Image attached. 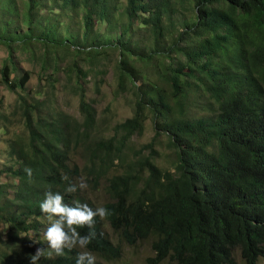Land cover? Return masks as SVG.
<instances>
[{
    "label": "trees",
    "instance_id": "trees-1",
    "mask_svg": "<svg viewBox=\"0 0 264 264\" xmlns=\"http://www.w3.org/2000/svg\"><path fill=\"white\" fill-rule=\"evenodd\" d=\"M43 1L48 0H26L21 19L25 29L14 34L2 16L7 12L14 22L13 14L20 15L17 0H0V42L20 43L25 51L30 50L26 45L37 41L46 48L56 46L69 53L74 45L78 46L77 55L82 53L80 46L97 51L116 46L123 92L128 82L147 83L130 63L148 66L159 62L161 53L164 60L171 61L162 75L169 90L150 85L139 89L135 117L116 128L123 138L101 140L87 168L96 174L97 183L116 165L115 160L121 159L129 142L145 131L146 111L151 109L156 118V139L166 134L169 147L175 150L176 169L165 171L156 164V139L145 145L140 155L147 150L151 154L141 160L140 172L110 180L113 201L104 206L111 213L105 220L130 245L156 237L154 256L147 264H237L235 251L240 252L245 264H259L264 259V0H126L125 5L121 0H50L54 6L48 8L50 16L38 19L45 7ZM180 3L188 4L193 18L184 22V30L167 47L162 40L171 34L169 28L175 31L173 15ZM82 11V37L62 36L60 17ZM136 22L140 30L151 35L152 45L142 51L128 42L136 33ZM96 26H105L107 32H99ZM65 31L69 33L67 28ZM185 40L187 47L180 45ZM9 46L10 66L1 71L3 84L11 92L24 91L30 74L11 80L17 67L14 46ZM44 56L48 66L60 60L49 50ZM77 73L83 76L78 69ZM199 91L206 92L204 96L209 95L217 109H212L211 117L192 119L187 117L186 107L190 97L200 96ZM22 105L29 144L12 146L19 167L11 174L18 184L12 200L2 203L0 197V221H9L10 230L19 232H15L11 247L8 242L0 246V264H30L29 254L38 246L28 232L39 231L42 224L37 218L48 219L40 210V202L49 188L60 192L66 204L78 200L96 208L75 193H66L65 188L81 173L69 162L70 144L90 136L97 111L82 92L80 110L85 123L72 126L64 116L53 125L42 124L45 131L41 133L33 121L38 107ZM27 168L32 170L31 177ZM2 193L0 190V196ZM32 217H36L35 222L27 224ZM94 227L97 237L86 249L109 260L120 259L123 249L106 234L104 220L96 217ZM78 231L84 235L89 228ZM78 252L77 248L65 249L63 256L42 258L38 264H76Z\"/></svg>",
    "mask_w": 264,
    "mask_h": 264
},
{
    "label": "rangeland",
    "instance_id": "rangeland-1",
    "mask_svg": "<svg viewBox=\"0 0 264 264\" xmlns=\"http://www.w3.org/2000/svg\"><path fill=\"white\" fill-rule=\"evenodd\" d=\"M43 2L45 7L39 13L38 19L48 18L50 16L48 8L54 9L50 0ZM121 4L125 5L126 0H121ZM16 5L20 15L13 14L14 22L11 21V16L7 12L2 16L5 24L11 28L14 34L18 31L23 32L25 29L24 24L21 23V19L22 14L26 10V0H17ZM187 9L188 4H178L177 12L173 15L175 31L169 28L172 31L171 34L166 35V39L162 40L166 43L164 45L167 47L174 41L177 34L184 30V22L192 20L193 15ZM55 15L59 16L60 12H57ZM83 15L82 11L78 14H68L67 17L59 16L60 21L63 23L60 28V31L63 33L62 36L70 37V34H73L77 39L82 37L85 32ZM64 27L69 30V33H66ZM96 29L102 33L107 32L105 26H96ZM135 29L136 33L131 35L132 40L128 42L134 45L137 44L138 51L145 50L147 46H151L152 41L149 39L151 35L146 31L140 30L137 22L135 23ZM114 34L118 36L120 33ZM141 35H145L148 39H143ZM186 43L187 40L183 43L181 42L180 45L187 47L188 43ZM9 44L14 46L13 58L17 67V72L13 73L11 80L17 79L25 73L30 74V81L25 86L24 91L17 90L16 92H11L3 84L1 71L6 65L10 66ZM9 44L4 41L0 42V190L3 191L0 197L2 198V203L5 199L12 200L15 193L14 187L18 184V180L11 174L12 169L19 167L17 158L12 155V146L18 147L24 145L28 147L29 144V131L26 126L22 104L27 103L30 106L38 107L37 112L33 113V121L37 125L39 124L40 132L44 133V125L58 123L57 121L60 118L64 119V116H67L68 122L72 126L75 122L78 124L85 123V118L80 110V94L83 92L88 104L97 111V119L95 126L89 133V137L81 138L78 141L73 140L70 144L68 152L69 162L72 168L78 166L81 169V173L79 176H76L74 183L78 185L83 181L87 184L85 189H78L75 193L76 196L84 199L86 202L92 203L96 207H104L113 201L109 192L110 180L116 176H123L129 173L138 174L141 168V160L151 154V151L147 150L140 155V150L156 139V118L154 113L151 112V109H147L145 131L140 135H136L129 142L124 153L120 154L121 159L115 160L116 165L111 166L109 171H105L97 183L95 179L96 174L91 173L87 168L94 161V149L101 140H112L115 137L121 140L123 138L124 134L117 131L116 128L119 124L135 117L137 102L140 100L141 95L139 89H143L145 85H150L152 87L159 86L160 89L164 88L166 91L169 90L166 80L162 75L166 71V65L171 61L169 59L164 60L161 53V60L150 63L148 66L139 62L130 63L131 66L135 64L134 67L139 73L144 75L147 83L145 84L144 80L128 82L127 90L123 92L120 89V71L118 68L120 51L116 46L99 49L98 51L95 48L90 49L88 46L84 49L80 46L82 53L77 55L78 46L74 45L70 47L69 53L65 52L63 48L58 49L56 46L50 45L49 48H46L37 41L31 42V45H26L30 50L27 48L25 51L21 49L22 45L20 43L14 42ZM47 50L55 53L56 57L59 55V62L52 61L49 66L45 65L44 55ZM170 55L174 58L177 56L176 53L172 52ZM178 56L181 59L184 58L183 54H178ZM77 69L82 71L83 76L77 73ZM199 93L200 96L189 98L190 104L186 107L187 117L189 118L211 117L217 109V105L210 96H204L206 92L199 91ZM39 103L41 105H38ZM209 107H211L210 110ZM42 124L44 125L42 126ZM155 150L158 152L155 157L156 164L165 171L174 172L177 158L175 150L169 147V140L165 133L156 139ZM96 162L101 163L100 160ZM143 186L142 182L139 187L142 188ZM31 219L27 224L34 223L36 217H32ZM37 221L41 222L43 226L41 233L43 237L49 220L39 217ZM11 226L12 224L9 221H0V246L2 248L5 247V242H8V246L12 244V238H14L17 230L11 231ZM104 230L116 245L122 247L123 255L120 259L109 260L100 254L91 252L96 258L95 264H147V259L154 256L152 247L156 240L155 236L140 241L137 245H130L123 238L122 234L115 231L106 220H104ZM24 233L25 231L22 232V236H25ZM28 233L32 240H41L34 231L30 230ZM77 249L79 252L88 251L87 249H80L78 247ZM234 256L237 264H245L239 251H235ZM259 264H264V259H261Z\"/></svg>",
    "mask_w": 264,
    "mask_h": 264
},
{
    "label": "clouds",
    "instance_id": "clouds-1",
    "mask_svg": "<svg viewBox=\"0 0 264 264\" xmlns=\"http://www.w3.org/2000/svg\"><path fill=\"white\" fill-rule=\"evenodd\" d=\"M28 176L31 177L32 170L25 169ZM62 180L69 181L67 176H62ZM87 184L81 181L78 185L69 182L65 188L68 194L76 193L78 189L82 190ZM40 210L49 220L48 227L43 233L41 225L39 231H34L41 240H33L38 248L34 254H29L30 264H38L42 258H51L63 256L65 249L71 251L74 248L86 249L87 246L97 237L95 230V218L99 217L105 220L111 215L106 207H90L87 203L74 201L69 205L64 202V196L60 192H53L51 188L45 192L43 201L40 202ZM87 226L89 232L82 235L78 228ZM46 242V245H45ZM95 256L88 251H80L76 256V264H95ZM260 263V262H259Z\"/></svg>",
    "mask_w": 264,
    "mask_h": 264
}]
</instances>
